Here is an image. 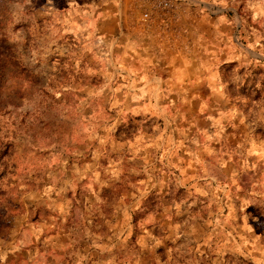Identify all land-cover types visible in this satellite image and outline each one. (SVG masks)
Here are the masks:
<instances>
[{
	"label": "rangeland",
	"instance_id": "rangeland-1",
	"mask_svg": "<svg viewBox=\"0 0 264 264\" xmlns=\"http://www.w3.org/2000/svg\"><path fill=\"white\" fill-rule=\"evenodd\" d=\"M0 0V264H264V0Z\"/></svg>",
	"mask_w": 264,
	"mask_h": 264
},
{
	"label": "built area",
	"instance_id": "built-area-1",
	"mask_svg": "<svg viewBox=\"0 0 264 264\" xmlns=\"http://www.w3.org/2000/svg\"><path fill=\"white\" fill-rule=\"evenodd\" d=\"M160 2L164 5V6H167L168 5V2L166 0H160Z\"/></svg>",
	"mask_w": 264,
	"mask_h": 264
}]
</instances>
